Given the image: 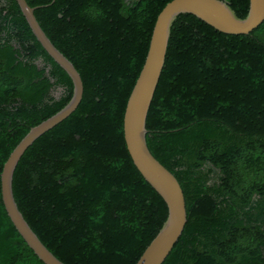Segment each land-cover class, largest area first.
<instances>
[{"label": "trees", "instance_id": "obj_1", "mask_svg": "<svg viewBox=\"0 0 264 264\" xmlns=\"http://www.w3.org/2000/svg\"><path fill=\"white\" fill-rule=\"evenodd\" d=\"M82 77L77 110L37 139L15 200L64 264H137L168 218L127 149L124 116L158 15L172 0H26ZM245 19L249 0H226ZM73 79L0 0V264H42L11 222L1 174L30 130L71 101ZM146 145L180 182L186 230L163 264H264V23L224 35L175 19L146 118Z\"/></svg>", "mask_w": 264, "mask_h": 264}, {"label": "water", "instance_id": "obj_2", "mask_svg": "<svg viewBox=\"0 0 264 264\" xmlns=\"http://www.w3.org/2000/svg\"><path fill=\"white\" fill-rule=\"evenodd\" d=\"M16 1L38 43L73 79L74 92L65 108L33 127L11 154L1 174L2 200L14 227L39 261L42 264H64L48 251L24 218L15 200L13 180L21 159L35 141L77 110L83 99L84 84L75 64L55 48L37 21L35 11L41 7L33 8L26 0ZM182 14L194 15L224 35L248 36L264 23V0H249L245 19L239 18L226 0H172L158 15L145 65L127 103L124 134L133 163L166 203L168 218L137 264H163L180 241L189 221L184 189L174 175L152 156L145 139L146 118L164 67L170 29Z\"/></svg>", "mask_w": 264, "mask_h": 264}, {"label": "rangeland", "instance_id": "obj_3", "mask_svg": "<svg viewBox=\"0 0 264 264\" xmlns=\"http://www.w3.org/2000/svg\"><path fill=\"white\" fill-rule=\"evenodd\" d=\"M134 0H126V3L128 4V3H131V2H133Z\"/></svg>", "mask_w": 264, "mask_h": 264}]
</instances>
